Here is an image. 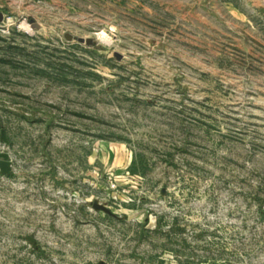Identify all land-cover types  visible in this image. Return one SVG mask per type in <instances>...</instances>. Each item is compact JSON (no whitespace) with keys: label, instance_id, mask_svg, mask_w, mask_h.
Instances as JSON below:
<instances>
[{"label":"rangeland","instance_id":"rangeland-1","mask_svg":"<svg viewBox=\"0 0 264 264\" xmlns=\"http://www.w3.org/2000/svg\"><path fill=\"white\" fill-rule=\"evenodd\" d=\"M34 1L0 0V264H264V0Z\"/></svg>","mask_w":264,"mask_h":264},{"label":"water","instance_id":"water-1","mask_svg":"<svg viewBox=\"0 0 264 264\" xmlns=\"http://www.w3.org/2000/svg\"><path fill=\"white\" fill-rule=\"evenodd\" d=\"M35 1H49V0H35ZM3 20V14L0 13V22H2ZM33 28H37L38 24L33 23V21H31ZM64 38L67 41H76L78 43H85L86 45L90 46L93 44L94 39L93 38H84L81 36H76V35H72L69 33H65L64 34ZM0 141L5 143V144H9V141L6 137L5 131L2 129L0 132ZM11 169V161H10V157L8 155V153L5 152H0V170L2 173H9ZM93 208L95 210L98 211H102L104 213H107L109 215L114 216V213L105 205L99 203L98 201H94L93 202ZM30 241H32V238H29Z\"/></svg>","mask_w":264,"mask_h":264},{"label":"built area","instance_id":"built-area-1","mask_svg":"<svg viewBox=\"0 0 264 264\" xmlns=\"http://www.w3.org/2000/svg\"><path fill=\"white\" fill-rule=\"evenodd\" d=\"M39 2H42V1H34V3H39ZM10 18H7L5 15H3V20L2 22H0V31L3 32V33H8L9 32V24H10ZM1 143V141H0ZM2 144V143H1ZM0 144V145H1ZM0 152H6L5 150V147H4V144H2L0 146ZM9 155V154H8ZM11 161V160H10ZM11 167H12V164H11ZM118 185L114 182L111 183L110 185V188L111 189H115ZM107 207V206H106Z\"/></svg>","mask_w":264,"mask_h":264},{"label":"bare ground","instance_id":"bare-ground-1","mask_svg":"<svg viewBox=\"0 0 264 264\" xmlns=\"http://www.w3.org/2000/svg\"><path fill=\"white\" fill-rule=\"evenodd\" d=\"M103 37V35L100 33V35L98 36V38H102Z\"/></svg>","mask_w":264,"mask_h":264}]
</instances>
